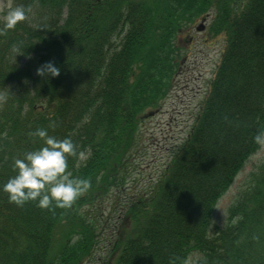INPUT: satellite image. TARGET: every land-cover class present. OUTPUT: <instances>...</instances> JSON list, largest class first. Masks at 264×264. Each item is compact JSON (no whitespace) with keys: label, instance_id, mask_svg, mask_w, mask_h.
<instances>
[{"label":"trees","instance_id":"1","mask_svg":"<svg viewBox=\"0 0 264 264\" xmlns=\"http://www.w3.org/2000/svg\"><path fill=\"white\" fill-rule=\"evenodd\" d=\"M18 5L28 11L13 29L0 19V184L14 174V157L41 146L27 133L43 127L85 151L66 171L91 187L51 212L0 192V264H84L109 223L102 264H189L194 254L191 264H264V165L210 233L218 199L261 146L253 136L264 129V0ZM212 8L210 32L227 39L201 114L159 176L128 192L143 121L182 67L180 37ZM49 61L59 75H38Z\"/></svg>","mask_w":264,"mask_h":264},{"label":"rangeland","instance_id":"2","mask_svg":"<svg viewBox=\"0 0 264 264\" xmlns=\"http://www.w3.org/2000/svg\"><path fill=\"white\" fill-rule=\"evenodd\" d=\"M13 4L14 0H0L1 20ZM212 10L213 8L207 15H203L204 19L202 17L197 19L195 25L199 26L198 29L193 27L180 37L178 44L182 48V67L162 107L155 110V113L151 112L143 121L142 141L139 143L138 151L135 152L138 154L137 159L131 161L132 170L129 171V183L125 187L128 188V192L130 188L141 190L151 178L155 180L159 176V173L170 164L176 150L180 147L179 144H183L182 140L192 123L201 114L209 92L210 81L214 77L227 39L223 31L210 32ZM262 165H264V145L250 156L244 169L237 174L228 190L218 199L212 215L210 233L215 232L217 227L226 225L229 208L246 184L251 172L257 171ZM117 223L118 220L113 216L112 229L120 233L123 226ZM125 225L129 226L126 221ZM109 230L110 223L104 230L99 231L100 235L94 240L97 248L91 249L89 253L91 256L84 258V264H102L105 261L104 254L98 247L105 245ZM197 257L198 255L194 254L189 264Z\"/></svg>","mask_w":264,"mask_h":264},{"label":"clouds","instance_id":"3","mask_svg":"<svg viewBox=\"0 0 264 264\" xmlns=\"http://www.w3.org/2000/svg\"><path fill=\"white\" fill-rule=\"evenodd\" d=\"M27 11L22 5L10 8L3 17V29H13L26 18ZM36 72L41 76L50 74L55 77L59 75L60 69L49 61L38 67ZM49 127H55V123L50 122ZM27 135L39 138L42 144L13 158L11 167L14 174L0 184V192L7 193L8 201L17 206L35 202L36 207L50 212L55 208L71 207L75 200L90 189L91 182L86 178L73 177L66 171L67 161L69 157L85 159V151H78L79 146L74 144L71 137L58 139L49 135L43 127H36ZM253 141L264 145V129L257 131ZM252 238L258 239L255 235ZM169 264H176V259L170 258Z\"/></svg>","mask_w":264,"mask_h":264}]
</instances>
